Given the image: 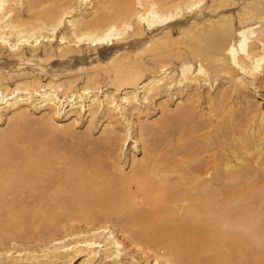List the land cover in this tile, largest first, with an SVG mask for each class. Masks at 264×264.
<instances>
[{
  "label": "rangeland",
  "instance_id": "rangeland-1",
  "mask_svg": "<svg viewBox=\"0 0 264 264\" xmlns=\"http://www.w3.org/2000/svg\"><path fill=\"white\" fill-rule=\"evenodd\" d=\"M5 1L0 15L11 11L3 23L21 12L32 28L34 15L49 12L61 25L19 36L22 29H13L0 41V138L10 118L25 113L21 145L102 172L121 205L141 197L164 202L163 218L205 229L200 238L213 255L204 260L264 264V0H50L31 9L30 0ZM88 20L93 26L83 30L92 35L83 42L63 39L79 30L73 21ZM108 28L113 42H91ZM222 43L232 45L236 61ZM154 85L162 94L147 93ZM94 210L88 223L63 214L33 225L22 240L0 243V264H86L88 252L72 261L59 256L98 234L121 244L94 245L89 264L137 263L142 252L128 247L122 220Z\"/></svg>",
  "mask_w": 264,
  "mask_h": 264
},
{
  "label": "bare ground",
  "instance_id": "bare-ground-1",
  "mask_svg": "<svg viewBox=\"0 0 264 264\" xmlns=\"http://www.w3.org/2000/svg\"><path fill=\"white\" fill-rule=\"evenodd\" d=\"M8 1L9 0H6L5 2ZM10 1L12 2V0ZM30 1L31 2H24L25 4L28 3L27 9L29 8V6L30 9L33 7L41 6L42 4L50 0ZM36 3L39 5H36ZM118 5L120 4L118 3ZM10 11L11 10H8L7 7L6 9H4L5 14L3 13L0 15V41H3V39L7 35H12L13 29H22L21 31H18L16 33L19 36L20 34H23V32L30 33V30H35L39 26H43L45 24L50 25L54 29V31L61 25V18H56V20L53 21V17L49 12L38 14L37 17L36 15H34L36 24H32V28L29 27L28 21L21 18V12L14 14L15 16H13L10 21L3 23V20L6 18V15L10 13ZM120 11L121 9L117 10V14ZM69 13L70 12H68V14ZM40 21L41 23H39ZM73 22H75V25L78 26L79 30L74 31L71 37L63 39H68L69 42H75V40H77L78 42H83L84 36L92 35V32L87 31L91 26H93L92 22L88 20L87 22L84 21V23L78 25L76 24V21ZM96 22H94V24H96ZM7 28H9V32L6 31ZM207 33L206 35L210 38V33H208L209 35ZM212 34L215 33L213 32ZM216 34L218 36L219 33L216 32ZM225 34H230L231 37V33ZM114 36L115 35L113 33V28H108L104 30V32L99 31L96 35H93L91 38V42L98 45H104L106 43L109 44L113 42ZM208 37H205L207 38L206 41L208 40ZM214 39L215 37L213 38V40ZM220 39L219 41L221 43ZM19 41L20 39L16 40V42ZM210 41L208 43H212ZM239 42V48L240 50H243L246 46V39H243ZM218 44L219 43L217 42V45ZM228 44V46H226V43L223 44L224 46H226L223 51L228 50V52L233 54V61H236V54H234L235 49L229 48L232 42L231 44ZM213 48L217 49L218 46L212 47L211 49ZM222 49L220 51H222ZM201 50H199V52ZM218 50L219 48L216 51ZM223 51L221 53H223ZM262 60L263 57L257 59V64L252 69H258V64H260ZM238 63L240 64V61H238ZM186 80L195 81L196 78L188 75L186 76ZM157 86L155 87L154 85V88H147V93L152 92V95L162 94V92L160 93L158 91L159 88ZM165 88L166 87H164V90H167V88ZM86 91L88 90L86 89ZM191 95H193L194 98L196 97L194 96V94ZM128 99L133 100L135 98L131 97ZM196 99L197 98H195L194 100ZM198 100L199 99H197L196 101L198 102ZM191 102L189 104H191ZM96 106L97 109L93 111L94 115L97 114V111L100 108V104H97ZM26 118L27 115L25 113H18L16 116L10 118V120L12 121L11 130L8 134L2 135V137L0 138V243L7 244L12 242L13 240H22L24 239V237H27L33 225L40 224L44 222V220H53L55 217H57L58 221H60L59 219H61L62 216L67 215L66 220H68L69 218L71 220H81L88 223L90 219L93 220L94 218V215H92V212L95 211L94 209H96L97 206H100L102 207L104 212L108 214H116L117 217L122 220L124 228H122L123 230H120V232L124 233L123 235H125L126 233V239L129 240V242L127 241L129 244L128 247H135L137 249H140L139 251L142 252L141 254L136 253L137 255H134V251L132 252L130 249L125 250L126 247L122 243L124 251H127L126 255L133 254L135 259L137 260V263L126 261L123 264H150L152 257H154L153 260L156 261L157 264H216L213 258L204 260V257L207 256L209 251L210 254H212L211 250L208 251V249H204V246L207 245V241H204L205 239L202 240L200 238L202 230L204 231L205 229H203V227L201 229H195L193 226H189V224L178 222L177 218L175 217L172 220L163 218L159 213H161V211L165 207L164 202H160V200L158 199L146 201L143 197H141V199L138 200H131L130 204L132 205L129 207V204L121 205L119 203V190L115 187H112L113 185L109 184V178L107 179L102 174V172L96 170L93 167L90 168L76 163L74 164L70 160H68V157H53L50 156V154H48L47 152L40 151L38 149H30V146L21 145L23 141L20 138V130ZM5 148H8L10 150L8 154H5L4 151H2L5 150ZM227 167L230 168L229 165H227ZM127 180L130 185H134L138 189L147 187L144 183H135L134 180H132V177H128ZM168 201L169 199L166 200L165 203L170 204V202ZM197 207L199 206L197 205ZM187 209L189 208L187 207ZM36 228L39 227L37 226ZM71 235L76 234L72 233ZM80 242L85 243L86 246H84L83 248L78 247L73 251L71 255L61 254L59 258L61 259L67 257L70 261H72L75 260V258L78 257L79 254L81 255L82 253L88 252V254L93 255V258L86 263L89 264L94 260L98 253L94 245H100L104 242L108 243V246L113 245L114 247L121 244L118 240L115 241L114 239H102L101 235L99 234L97 236L94 235L93 237H87L82 240H77L75 244H80ZM69 245L70 244H65L62 247H68ZM220 245L221 244H219V246ZM116 251L120 252V250L118 249H116ZM151 251L154 252L153 255H150L148 253ZM3 260H5V258H0V263ZM67 263L70 264V262Z\"/></svg>",
  "mask_w": 264,
  "mask_h": 264
}]
</instances>
